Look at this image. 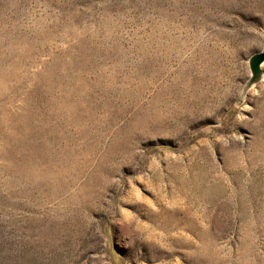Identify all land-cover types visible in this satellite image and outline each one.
Wrapping results in <instances>:
<instances>
[{"label": "rangeland", "instance_id": "374dc122", "mask_svg": "<svg viewBox=\"0 0 264 264\" xmlns=\"http://www.w3.org/2000/svg\"><path fill=\"white\" fill-rule=\"evenodd\" d=\"M263 45L264 0H0V264H264Z\"/></svg>", "mask_w": 264, "mask_h": 264}, {"label": "water", "instance_id": "95a60500", "mask_svg": "<svg viewBox=\"0 0 264 264\" xmlns=\"http://www.w3.org/2000/svg\"><path fill=\"white\" fill-rule=\"evenodd\" d=\"M263 60H264V45H263V49H262L261 53L255 55L251 58V64H253V66L257 67L258 63L263 61ZM256 67H254V68H256Z\"/></svg>", "mask_w": 264, "mask_h": 264}]
</instances>
